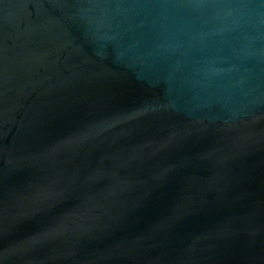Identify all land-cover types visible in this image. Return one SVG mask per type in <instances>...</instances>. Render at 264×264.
<instances>
[{"label": "water", "instance_id": "1", "mask_svg": "<svg viewBox=\"0 0 264 264\" xmlns=\"http://www.w3.org/2000/svg\"><path fill=\"white\" fill-rule=\"evenodd\" d=\"M0 264H264V0H0Z\"/></svg>", "mask_w": 264, "mask_h": 264}]
</instances>
